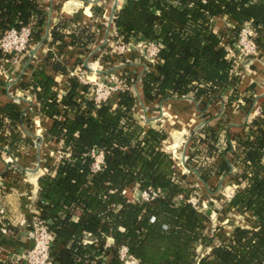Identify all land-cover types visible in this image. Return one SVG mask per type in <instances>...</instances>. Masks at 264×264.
I'll use <instances>...</instances> for the list:
<instances>
[{
	"label": "trees",
	"instance_id": "obj_1",
	"mask_svg": "<svg viewBox=\"0 0 264 264\" xmlns=\"http://www.w3.org/2000/svg\"><path fill=\"white\" fill-rule=\"evenodd\" d=\"M93 10L102 15L100 7ZM45 15L40 0H0V38L6 30L34 21L33 41H40L45 34ZM220 16H228L234 23L226 33L214 27ZM245 23L254 29V40L263 51L264 0H125L113 19L116 36L122 41L160 46L157 61L142 76L144 98L191 96L202 108L207 105L204 96L213 103L227 91L237 90L227 46L235 44ZM68 26L65 21L50 31L53 41H62V49L68 45L86 48L96 40V31L81 27L67 32ZM5 56L0 53V62ZM104 57L111 58L108 53ZM49 58L53 62L41 64L33 72L31 85L39 114L52 120L47 136L61 145L63 153L59 163L39 178L35 214L52 233V264H94L88 257L96 252L95 245L84 244L83 238L86 232L99 234L97 221L111 229L116 264L123 245L140 264H264V116H255L242 135L235 136L232 152L243 168L238 181L247 184L229 201L230 209L250 214L259 227L236 226L215 245L207 214L189 201L195 187L178 175L173 155L164 147L169 130L142 125L134 116L136 98L129 90L118 92L115 108L107 102L97 104L87 94L88 86L73 76H69L66 93H60L46 67L69 75L68 64L52 54ZM78 60L72 64L82 63ZM124 76L130 81L128 70ZM30 121L29 114L14 102L1 105L0 149L17 155L30 143L23 129ZM200 132L207 135L198 134L196 141L203 144L208 139L211 155L217 150L214 144L219 130L206 123ZM231 148V144L227 146ZM93 149L104 153V166L96 172L92 170ZM194 155L189 153L188 162ZM231 168L216 153L215 162L198 169L207 182ZM131 186L136 187L133 196L125 192ZM144 190H155L158 196L142 201ZM78 211L77 223L71 228ZM99 241L104 243L101 236ZM57 243L62 245L59 251ZM207 247L211 251L199 261V248ZM0 264L10 263L0 259Z\"/></svg>",
	"mask_w": 264,
	"mask_h": 264
},
{
	"label": "crops",
	"instance_id": "obj_2",
	"mask_svg": "<svg viewBox=\"0 0 264 264\" xmlns=\"http://www.w3.org/2000/svg\"><path fill=\"white\" fill-rule=\"evenodd\" d=\"M124 1L40 0V8L46 14L44 36H47L48 30L51 31L53 27L67 21L69 24L67 32L72 29L88 27L91 31H96V40L86 48L68 45L62 49V41H53L49 34L47 38L43 36L46 41L43 42L41 39L35 42V45L21 56L19 62L12 64L9 55L1 59L0 106L10 101L14 102L23 111H27L31 119L27 125L29 134L24 132V136L30 139V143L20 149L14 161L9 159L8 153L4 149H0V259L2 260L6 259L9 254L33 246V219L39 210L37 206L40 197L39 178L49 172L50 168L57 165L61 159V145L49 139L46 133V128L52 120L42 117L38 112L39 104L31 85V75L41 64L53 62L54 58H49L51 54L55 55L58 60L66 61L68 73L76 66L72 63L79 58L78 63L89 59L94 65H103L120 71L127 69L136 75L149 70H145V54L136 48H131L119 58H100L99 61H96L102 50V41L109 31L110 17L121 9ZM95 7H100L103 10L102 15H99L98 12L94 13L93 8ZM233 26L234 23L228 16H220L215 19L214 27L220 32L226 33ZM66 39L68 42L70 41L69 37ZM39 42H41L40 45ZM46 73L57 81V90L60 93H66L69 89L70 74L56 72L51 66L46 67ZM233 76L237 79V90L235 92L227 91L215 98L213 103H208L209 96H204L202 101L207 103L205 108H202L199 105L200 102L191 96L167 97L156 101L146 100L142 92V81L136 85L138 91H131L136 98L133 113L141 124L169 130L164 147L170 153H174L172 155L176 162L178 175H184L186 181L206 197V199L203 198V202L206 213L210 216L217 211L216 204L214 205L212 201L218 204V199L222 198L221 192L224 188L227 191L231 185L236 184L241 188L247 184L246 181H238V174L242 173L243 168L232 152L233 147L227 149V146L231 144L230 141H235V136L242 135L246 123L255 117L254 104L259 103L264 106V50L259 56L248 57L240 61L233 71ZM9 93L18 96L19 100L14 101ZM248 98L253 100L252 103L248 101ZM117 102L118 92H114L107 103L115 108ZM162 112H165L164 115ZM206 123L219 130L218 141L214 144V148L217 150H214L212 157L215 158V153L221 154L232 166L225 175L214 176L207 182L200 177L198 168L201 165L194 161L198 160L199 154L195 153L193 149L202 143L193 142L192 145H194L189 152L193 151L195 158H192V162L183 161V155L188 153L190 147L191 134L201 130V127ZM199 134L203 138L207 135L202 132ZM37 140H43L40 148L35 144ZM209 143L208 139L204 142L207 147ZM212 186L216 188H212ZM135 191L136 187L133 186L125 190L132 196L135 195ZM230 199L225 194L223 205L229 208ZM229 210L235 212L238 219L236 226L244 225L253 229L259 227V222L250 214ZM78 214L79 211L73 216L71 228L76 225ZM96 226L99 234L86 232L83 238L84 244H93L96 248V252L93 251L89 254L88 260L94 264H116L112 250L114 238L110 227L101 221H97ZM99 236L104 239V243L99 241ZM214 244L219 243L214 241ZM55 248L59 251L62 248L61 243H57ZM207 249L211 251V247H207Z\"/></svg>",
	"mask_w": 264,
	"mask_h": 264
},
{
	"label": "built area",
	"instance_id": "obj_3",
	"mask_svg": "<svg viewBox=\"0 0 264 264\" xmlns=\"http://www.w3.org/2000/svg\"><path fill=\"white\" fill-rule=\"evenodd\" d=\"M115 15H112L109 20V31L105 39L102 41V45L106 46V49H100L101 53H108L111 58H119L122 53L124 54L131 48H136L143 52L146 57L145 70L150 68L151 64H154L159 56L160 46L155 42L149 43H126L118 38L116 31L113 28V19ZM34 21L29 24L23 25L19 28L12 27L4 32L0 38V53L7 54L11 56L12 64L19 62L21 56L28 52L33 45V26ZM50 34L48 30L47 36ZM44 36V38H47ZM256 33L250 23H245L238 35L237 41L234 45L227 46V56L229 60L232 61L234 69L238 66L240 61L245 58L252 56H259L262 51L257 46L254 37ZM42 41H46L42 38ZM41 42H39L40 45ZM38 44V43H37ZM101 47V46H100ZM108 48V50H107ZM99 54V55H100ZM97 58L96 61H99ZM9 61V60H8ZM144 71V70H143ZM124 70H114L111 67H105L103 65H94L93 62L86 60L82 63L76 65L72 70L69 71L70 76L76 77L80 84L87 85L89 90L87 94L91 96L97 104L108 102L111 95L114 92H120L124 90L138 91L136 85L142 81V76L144 72L137 74L130 73V81L124 77ZM14 101H18L19 97L14 94L9 93ZM14 95V96H13ZM255 116H264V106L255 103L254 104ZM26 114L27 111H25ZM165 112H162L164 115ZM24 132L29 134L27 125L23 127ZM43 140H37L35 142L36 146L40 148L42 146ZM231 146L235 148V141H230ZM94 162L92 164V170L94 172L99 171L104 166V153L100 150L93 149L91 152ZM63 156L62 151L60 152V157ZM8 157L11 161H14L16 155L13 153H8ZM189 159V154L184 153L183 161L187 162ZM239 185H231L228 189V197L232 198L233 195L238 190ZM194 194L189 201L194 205L199 206L200 202ZM158 196V192L155 190H144L140 194L142 201H150ZM33 246L22 250L20 252H15L9 254L6 259L10 264H52L51 248L53 243V236L47 225L42 219L34 216L33 219V231H32ZM119 264H140L139 260L128 252L126 246H122L119 250ZM199 260V259H198Z\"/></svg>",
	"mask_w": 264,
	"mask_h": 264
},
{
	"label": "rangeland",
	"instance_id": "obj_4",
	"mask_svg": "<svg viewBox=\"0 0 264 264\" xmlns=\"http://www.w3.org/2000/svg\"><path fill=\"white\" fill-rule=\"evenodd\" d=\"M100 54V53H99ZM107 55L106 53H101L98 58H102L104 59L103 57ZM123 55V53H122ZM121 55V56H122ZM127 69H125L124 71H126ZM125 74V72H124ZM135 76H136V73H135ZM125 77V76H124ZM200 133V130L199 131H196V132H193L190 136V147H189V150H188V153L186 154H189L190 150L192 149L193 145L192 143L196 141V136H198V134ZM193 136V137H192ZM189 141V142H190ZM207 146L203 143V144H200L199 146H196L193 151L195 153H198L199 154V157H198V160L196 159L195 162L196 164H200L201 166H203L205 164V162H212V160L215 162V158L212 157V155H214V149L212 151V154L209 155L210 153H208L207 151ZM173 153V152H172ZM174 154V153H173ZM216 155V153H215ZM229 185V184H228ZM212 188H216L215 186H212ZM225 189V188H224ZM221 192L222 193V198L218 199V204L215 203L214 201H212L214 203V205L216 206V210L215 213L212 214V216H210V214H207L206 212V209H205V206H204V199H206L205 196H203V194L200 192V191H197V189L195 190V196L198 198L199 202H200V205L202 206V209L204 210V212L207 214L208 216V219H209V222H208V226H209V232L212 236H214V241L220 243V240L222 237H226L228 234L231 233V231L236 227V220H238L236 218V215H235V212H230L231 210L230 207L228 208L226 205H223L225 203V201H223L225 199V194L228 196V190H224ZM218 191V190H216ZM220 193V194H221ZM202 194V195H201ZM202 198V200H201ZM222 205V206H221ZM234 211V210H233ZM227 233V234H226ZM210 250L207 249V248H199V261L201 260V258L206 255L207 253H209Z\"/></svg>",
	"mask_w": 264,
	"mask_h": 264
}]
</instances>
